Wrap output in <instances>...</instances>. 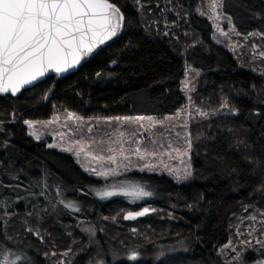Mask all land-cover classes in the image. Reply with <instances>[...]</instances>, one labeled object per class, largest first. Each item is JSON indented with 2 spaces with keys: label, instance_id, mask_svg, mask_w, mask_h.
I'll return each mask as SVG.
<instances>
[{
  "label": "trees",
  "instance_id": "trees-1",
  "mask_svg": "<svg viewBox=\"0 0 264 264\" xmlns=\"http://www.w3.org/2000/svg\"><path fill=\"white\" fill-rule=\"evenodd\" d=\"M110 1L123 16L116 39L68 75L0 94V247L20 249V264H61L48 253L69 249L64 264L103 255L109 264H229L237 224L264 212V72L212 39L211 21L196 11L201 0H147L145 10L138 0ZM170 4L167 25L161 9ZM223 9L237 32L264 37V0H224ZM187 62L202 70L195 103L237 112L192 123L194 172L187 180L136 173L156 195L151 200L99 198L92 187L100 180L73 155L36 140L24 123L62 110L88 117L173 113L186 99ZM146 207L152 211L125 219ZM113 251L137 258L111 261ZM240 256L245 264L259 257L249 247Z\"/></svg>",
  "mask_w": 264,
  "mask_h": 264
},
{
  "label": "rangeland",
  "instance_id": "rangeland-1",
  "mask_svg": "<svg viewBox=\"0 0 264 264\" xmlns=\"http://www.w3.org/2000/svg\"><path fill=\"white\" fill-rule=\"evenodd\" d=\"M138 1L139 7L145 10L143 6L147 0ZM223 1L201 0L196 11L211 21L212 39L215 42L225 45L243 62L264 72V37L258 33L243 35L237 32L232 18L223 9ZM170 6H165V10L161 9L163 24L172 25L169 17L172 15L170 9L174 8L172 4ZM145 12L147 11L143 13ZM201 72L199 67L190 62L186 63L185 74L181 81V89L186 99L173 113L164 116L131 114L88 117L74 110H62L48 118L26 119L32 122L31 125H27L28 132L35 139L36 136H39V140H45L48 146L52 145V148L73 155L86 172L99 179V183L92 187L99 198L101 197L97 193L105 190L121 193L134 192L138 188H143L144 191L150 192L151 196L137 199L134 196L114 195L101 199L109 200L123 196L134 202L151 200L156 195L146 185V180L138 177L136 173H165L176 180H187L194 172L192 123L221 110L237 112L236 108L230 109L225 104L218 109L205 110L195 103L194 90ZM141 117L144 119L141 120ZM89 128L90 132L87 131ZM177 133H179L178 136ZM169 144L171 148L168 147ZM65 149L70 150L65 151ZM137 149L139 151H136ZM77 152H79L78 156ZM110 157L115 158L114 162L109 159ZM146 165L148 166L146 167ZM91 169L107 175L106 177L93 175ZM113 185L115 187H112ZM148 209L149 212L152 211V208ZM135 213L137 212L132 214ZM261 214L264 212L260 211L256 215H251L249 220L245 219L244 222L238 223L237 239L227 245L229 250L230 246L235 247L238 255L242 251V249L237 251L239 244L243 251L247 250V247L254 249L259 257L253 264L264 262V246L256 243L257 240H264V226L261 224V221H264V215ZM252 216L257 219L253 221L250 219ZM83 228L90 237H93L92 231L87 227ZM66 231L68 230L66 229ZM245 241L251 243L246 244ZM48 254L61 264L66 263L71 257L70 249L68 251H52ZM23 255V252L17 247L2 246L0 247V264H20L22 260H25ZM131 256L126 255L125 257L122 253L115 251L110 254L111 261L122 257L130 259ZM109 260L106 255H103L91 261V264H109Z\"/></svg>",
  "mask_w": 264,
  "mask_h": 264
},
{
  "label": "snow or ice",
  "instance_id": "snow-or-ice-1",
  "mask_svg": "<svg viewBox=\"0 0 264 264\" xmlns=\"http://www.w3.org/2000/svg\"><path fill=\"white\" fill-rule=\"evenodd\" d=\"M121 20L123 16L119 8L110 0H0V94L15 96L24 86L40 82L50 69L56 73L75 69L82 56L92 53L95 46L117 35ZM24 123L31 125L32 122L25 120ZM36 139L39 140V136ZM109 159L114 162L115 158ZM90 171L93 175H107L97 173L95 169ZM97 194L101 198L124 195L139 199L151 196L143 188L121 193L105 190ZM148 212L149 209L144 208L135 214L129 213L125 219H135ZM250 219L255 221L257 218L252 216ZM261 224L264 226V221ZM256 243L264 246V240ZM230 253L229 264L232 258L235 264H245L244 258L236 255L235 247L230 246ZM129 258L135 260L137 257L133 254Z\"/></svg>",
  "mask_w": 264,
  "mask_h": 264
},
{
  "label": "water",
  "instance_id": "water-1",
  "mask_svg": "<svg viewBox=\"0 0 264 264\" xmlns=\"http://www.w3.org/2000/svg\"><path fill=\"white\" fill-rule=\"evenodd\" d=\"M110 2L113 3L112 1H110ZM117 7H118V6H117ZM118 8H119V7H118ZM119 10H120V9H119ZM120 13H121V11H120ZM121 24H122V20L120 21V28L118 29V31H117V35H116V36L112 37L110 40H106L103 44H99V45L95 46L94 49H93V52H92V53H89V54H87L86 56H82V58H81V62L76 66L75 69H73V70H69L67 73H56L54 70H51V69H50V70L45 74L44 77L40 78V82L43 81L46 77H48V76H50V75H52V74H56V75H58V76H65V75H68V74H70V73L76 71V70L81 66L82 62H83L85 59L94 56V55H95V54H96V53H97L102 47L107 46V45H108L109 43H111L114 39H116V37L118 36V34H119V32H120ZM40 82H34V85H36V84H38V83H40ZM29 87H32V86H28V85H26V86H24V87L21 89V91L24 90V89H26V88H29ZM21 91H20V92H21ZM20 92H19V93H20ZM17 94H18V93H17Z\"/></svg>",
  "mask_w": 264,
  "mask_h": 264
}]
</instances>
